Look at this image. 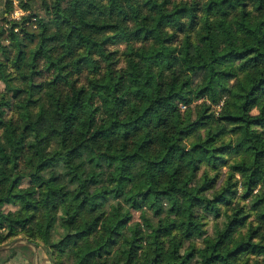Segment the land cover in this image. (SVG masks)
<instances>
[{"label":"trees","instance_id":"trees-1","mask_svg":"<svg viewBox=\"0 0 264 264\" xmlns=\"http://www.w3.org/2000/svg\"><path fill=\"white\" fill-rule=\"evenodd\" d=\"M0 163L2 263L264 264V0H0Z\"/></svg>","mask_w":264,"mask_h":264},{"label":"rangeland","instance_id":"rangeland-1","mask_svg":"<svg viewBox=\"0 0 264 264\" xmlns=\"http://www.w3.org/2000/svg\"><path fill=\"white\" fill-rule=\"evenodd\" d=\"M18 9V8H17ZM17 9H15V11L17 10ZM15 11L12 13V18H15V19H18L17 17H16V15H15ZM17 11H19V10H17ZM23 16V15H22ZM21 17V16H20ZM3 168V171L0 173V179H2V178H5L6 176V172H7V169H6V167L4 168L3 166H1V163H0V168ZM0 232H4V229L3 230H0ZM23 243H26V245H27V242H26V240H22V239H18L17 241H15L13 244H11V245H6V246H3V247H1L0 248V251H3V250H9V249H12L13 247H15V246H17V245H23L24 246V244ZM29 246H31V245H29ZM33 247V249L36 251V256H34V254L32 255V253H30V252H26V254H25V256H26V258H27V261H26V263H24V264H43L42 262H40V257H41V250L40 249H38L37 247H35V246H32ZM21 256V255H20ZM17 258H19L18 256H16ZM13 263V262H12ZM12 263H10V262H5V263H2V262H0V264H12ZM15 263V262H14ZM13 263V264H14ZM45 264H49V261L48 262H46Z\"/></svg>","mask_w":264,"mask_h":264},{"label":"crops","instance_id":"crops-1","mask_svg":"<svg viewBox=\"0 0 264 264\" xmlns=\"http://www.w3.org/2000/svg\"><path fill=\"white\" fill-rule=\"evenodd\" d=\"M24 245H26V243H23ZM29 248H31L32 249V251L34 252V256H36V251L33 249V247L32 246H29ZM42 255V254H41ZM43 257V256H42ZM40 257V259H43V264H45L46 262H48V260L47 259H45V257ZM26 261H27V258H25V259H21V258H16L15 260H13V261H11L10 263H14V264H24V263H26ZM24 262V263H23ZM28 262V261H27ZM12 263V264H13Z\"/></svg>","mask_w":264,"mask_h":264},{"label":"built area","instance_id":"built-area-1","mask_svg":"<svg viewBox=\"0 0 264 264\" xmlns=\"http://www.w3.org/2000/svg\"><path fill=\"white\" fill-rule=\"evenodd\" d=\"M24 13L21 11V10H19V11H15V15H16V17L18 18V17H20V16H22Z\"/></svg>","mask_w":264,"mask_h":264}]
</instances>
